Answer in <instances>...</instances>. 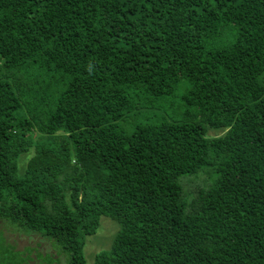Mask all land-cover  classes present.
<instances>
[{"label": "trees", "instance_id": "obj_1", "mask_svg": "<svg viewBox=\"0 0 264 264\" xmlns=\"http://www.w3.org/2000/svg\"><path fill=\"white\" fill-rule=\"evenodd\" d=\"M102 216L93 264H264V0H0V264Z\"/></svg>", "mask_w": 264, "mask_h": 264}, {"label": "rangeland", "instance_id": "obj_2", "mask_svg": "<svg viewBox=\"0 0 264 264\" xmlns=\"http://www.w3.org/2000/svg\"><path fill=\"white\" fill-rule=\"evenodd\" d=\"M187 186H189V184ZM117 228L118 223L114 219L109 216L101 217L100 227L97 232L88 236L86 239L84 251L89 264L94 263L95 256L99 252L110 249ZM5 239L9 244L16 247V249L30 254L34 259V261L30 262L31 264H42V259L38 257L39 253L43 255L51 253L55 258H59V261L53 262V264L68 263V258L65 254L59 252L58 247L53 243L54 241L39 233L24 232L21 230H6ZM58 252L59 255H56Z\"/></svg>", "mask_w": 264, "mask_h": 264}]
</instances>
